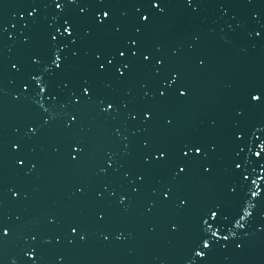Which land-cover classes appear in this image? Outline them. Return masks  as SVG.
<instances>
[{"label":"water","instance_id":"obj_1","mask_svg":"<svg viewBox=\"0 0 264 264\" xmlns=\"http://www.w3.org/2000/svg\"><path fill=\"white\" fill-rule=\"evenodd\" d=\"M0 264H2L1 216H0Z\"/></svg>","mask_w":264,"mask_h":264}]
</instances>
